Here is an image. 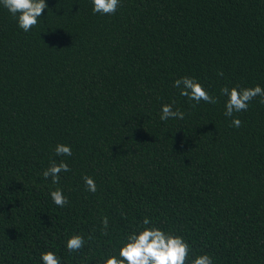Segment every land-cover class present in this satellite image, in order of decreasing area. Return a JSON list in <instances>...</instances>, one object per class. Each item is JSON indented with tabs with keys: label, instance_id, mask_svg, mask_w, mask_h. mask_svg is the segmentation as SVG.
Segmentation results:
<instances>
[{
	"label": "trees",
	"instance_id": "16d2710c",
	"mask_svg": "<svg viewBox=\"0 0 264 264\" xmlns=\"http://www.w3.org/2000/svg\"><path fill=\"white\" fill-rule=\"evenodd\" d=\"M47 2L28 33L0 7V264L49 250L103 264L145 218L183 236L189 260L264 264V100L234 113L237 128L221 95L264 88V0H121L104 16L91 0ZM185 76L216 102L181 96ZM164 104L184 118L161 120ZM52 160L70 169L58 185L43 176Z\"/></svg>",
	"mask_w": 264,
	"mask_h": 264
},
{
	"label": "clouds",
	"instance_id": "9594fccd",
	"mask_svg": "<svg viewBox=\"0 0 264 264\" xmlns=\"http://www.w3.org/2000/svg\"><path fill=\"white\" fill-rule=\"evenodd\" d=\"M121 0H91L92 13L94 15H113L117 12ZM0 7L6 9L15 19L17 26L23 32L28 33L38 26L42 14L48 8L47 0H0ZM175 88L179 89L181 96L190 101L200 103H215L216 98L210 95L205 86L195 77H181L174 81ZM221 95L226 97L225 116L232 118V126L240 127L241 120L234 117V113L247 111L249 103L257 96L264 100V88L256 85L253 88L223 87ZM184 113L179 109L174 110L172 104H164L161 107L160 119H183ZM55 155L60 157H71L72 146L70 144L58 143L55 146ZM69 166L65 160L58 163L50 161L49 167L43 172L45 179L51 178L53 184H59L60 174L69 172ZM86 190L94 193L97 190L96 182L91 176L83 177ZM52 202L58 207H64L67 197L63 189L57 187L50 192ZM104 227H108L107 218L103 221ZM143 228H139L128 234L122 242L119 251L115 255L104 257L103 264H213V259L207 253L198 255L189 260L191 247L181 235L165 231L152 225L148 218L143 220ZM85 243L82 235L70 236L66 241L68 251H79ZM41 264H61V257L49 250L42 252L39 257Z\"/></svg>",
	"mask_w": 264,
	"mask_h": 264
}]
</instances>
